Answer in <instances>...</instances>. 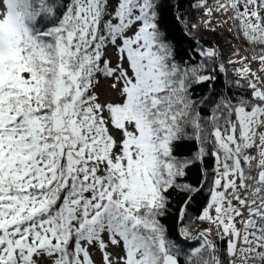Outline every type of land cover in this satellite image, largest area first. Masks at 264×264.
Instances as JSON below:
<instances>
[{"label": "snow or ice", "instance_id": "obj_1", "mask_svg": "<svg viewBox=\"0 0 264 264\" xmlns=\"http://www.w3.org/2000/svg\"><path fill=\"white\" fill-rule=\"evenodd\" d=\"M0 264H264V0H0Z\"/></svg>", "mask_w": 264, "mask_h": 264}, {"label": "trees", "instance_id": "obj_2", "mask_svg": "<svg viewBox=\"0 0 264 264\" xmlns=\"http://www.w3.org/2000/svg\"><path fill=\"white\" fill-rule=\"evenodd\" d=\"M204 35L206 36V38H212L210 34L205 33Z\"/></svg>", "mask_w": 264, "mask_h": 264}]
</instances>
